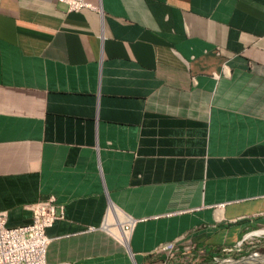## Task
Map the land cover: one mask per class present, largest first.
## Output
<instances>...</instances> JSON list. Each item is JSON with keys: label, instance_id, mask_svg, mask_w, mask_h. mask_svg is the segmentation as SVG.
Segmentation results:
<instances>
[{"label": "crops", "instance_id": "0c3cea01", "mask_svg": "<svg viewBox=\"0 0 264 264\" xmlns=\"http://www.w3.org/2000/svg\"><path fill=\"white\" fill-rule=\"evenodd\" d=\"M86 2L0 0L6 224L54 196L49 264L213 257L264 231V0Z\"/></svg>", "mask_w": 264, "mask_h": 264}, {"label": "built area", "instance_id": "2783aa9c", "mask_svg": "<svg viewBox=\"0 0 264 264\" xmlns=\"http://www.w3.org/2000/svg\"><path fill=\"white\" fill-rule=\"evenodd\" d=\"M58 1L69 10H80L89 6L86 0ZM29 208L32 213L30 222L15 227L6 224L7 213L5 210H0V264H49L45 256L51 238L46 231L55 220L63 218V206L54 196H50L30 204ZM116 222L119 225L120 235H115L107 229V218L101 227L109 231L122 245L128 246L130 233L136 220L131 217L119 220L116 217L112 219L110 225L114 226ZM160 250L166 253L167 257H173L175 244L164 243ZM52 264H73V262L59 261Z\"/></svg>", "mask_w": 264, "mask_h": 264}, {"label": "rangeland", "instance_id": "374dc122", "mask_svg": "<svg viewBox=\"0 0 264 264\" xmlns=\"http://www.w3.org/2000/svg\"><path fill=\"white\" fill-rule=\"evenodd\" d=\"M114 229H116V227L112 230ZM176 249V252H179L178 254L175 253L173 257H167L160 262V264H218L224 262L225 260L231 261V259L243 256H261L264 255V231L255 229L247 231L245 233L244 240L240 242V244L231 248L227 247L222 250H217L213 257L207 256L209 254L204 253L194 254L193 251L195 250L191 253V249L189 251L187 250V252L185 249L182 250V248L176 247ZM188 252L194 254V256L191 255L190 257ZM178 257L179 259H177Z\"/></svg>", "mask_w": 264, "mask_h": 264}, {"label": "bare ground", "instance_id": "6f19581e", "mask_svg": "<svg viewBox=\"0 0 264 264\" xmlns=\"http://www.w3.org/2000/svg\"><path fill=\"white\" fill-rule=\"evenodd\" d=\"M117 213V212H116ZM120 219V218H119ZM110 228V229H109ZM107 228L111 233H114L115 235H120V229H119V225L118 222H116V229L112 230L114 227L111 226ZM124 240L126 241V239L124 238ZM127 246V245H126ZM254 257V258H253ZM250 258V257H248ZM244 259L245 261L242 263H232V262H225L222 264H264V256H259V255H254L252 256L251 259Z\"/></svg>", "mask_w": 264, "mask_h": 264}, {"label": "water", "instance_id": "95a60500", "mask_svg": "<svg viewBox=\"0 0 264 264\" xmlns=\"http://www.w3.org/2000/svg\"><path fill=\"white\" fill-rule=\"evenodd\" d=\"M254 256V255H253ZM261 256H264V255H261ZM248 257H250V258H252V256H248ZM248 257H246V256H243V257H238V258H236V259H231V261H224V262H221V263H218V264H222V263H225V262H232V263H242V262H244L245 260L244 259H246V258H248Z\"/></svg>", "mask_w": 264, "mask_h": 264}]
</instances>
